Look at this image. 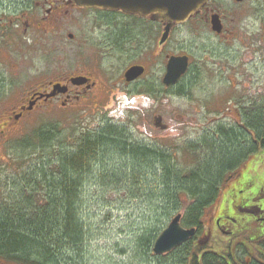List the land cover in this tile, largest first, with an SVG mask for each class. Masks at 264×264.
Instances as JSON below:
<instances>
[{
  "label": "rangeland",
  "instance_id": "obj_1",
  "mask_svg": "<svg viewBox=\"0 0 264 264\" xmlns=\"http://www.w3.org/2000/svg\"><path fill=\"white\" fill-rule=\"evenodd\" d=\"M218 10L222 18L225 17L227 32L223 37H212L206 29H199L197 25L184 29L190 35L185 36L183 45L191 47L190 50L194 53H191L192 68L177 89L189 88L187 96L167 93L157 104L149 98L144 100L136 96V102L125 109L122 105L125 100L120 99L124 91L120 86H116L118 90L115 89V101L109 95L95 108L81 105L62 107L61 98L58 101L38 104L30 113H25L15 122L14 115L20 112L21 107H28L32 93L48 91L52 84L66 82L67 76L71 71L74 72V67H70L67 61L68 53H71L74 62L78 60L80 53H91L81 46L86 27L85 19H89L88 17H82L80 13L68 17L63 15L57 18L50 28L46 24L44 27L32 26V22L28 20L29 16L28 19L24 16V20L20 19L18 23L19 35L12 36L14 32L10 27L9 31L13 33L7 37L8 45L4 47L0 44V156L6 141L22 137L44 124L58 123L66 128L74 126L81 130H97L102 126V121L107 119L114 125H130L127 126V139L153 149L164 150H181L191 143L197 146L202 138L209 137L217 127L235 126L240 120L237 111L240 105L264 100V27L261 24V21L264 24V8L253 10L247 7H222ZM93 17L92 15L91 18ZM27 20L30 23L28 27L25 25ZM128 23V19L115 15V40L120 33L128 32L135 36L149 33L145 24L138 28ZM44 29H48L51 35L46 36ZM69 34L73 39H68ZM140 39L137 38L141 41ZM175 40L173 38V41ZM120 48V53L124 56L116 61L115 72L118 76L132 57H136L138 62L147 59V53H134L129 48L124 49L123 44ZM150 58L151 63L145 64L147 68L150 66L153 82L162 74V70L157 67L161 63V57L150 53ZM155 108L162 115L167 130L161 131L152 126L151 117L155 112L152 113V110ZM120 111L122 116L119 117ZM128 117L130 124L127 123ZM108 153L106 162H103L100 168L94 169V176L80 191L79 218L84 235L82 246L78 247L81 249L80 253L71 255L74 259L72 262L174 264L175 254L168 258L153 256L150 252L144 257L143 251L136 244L141 235L155 227L154 219H159L164 213L162 210L166 209V204L157 200L160 196L158 191L161 193L164 188H155L157 182L154 181L152 171L148 170V167L154 170L155 166L142 167L141 170L135 168L134 173L139 174L141 181L139 187L135 188L126 170L133 160L120 156L114 150H109ZM115 153L118 155L115 156ZM190 159L195 158H183V162L192 164L194 160ZM102 170L108 176L116 177V184L120 185L118 189L100 185L95 175ZM225 182L221 185L217 199L221 202H215L203 216L204 226H209L203 229L204 234L211 228V221L216 215L213 208H217L219 203L222 204L221 207L225 206L229 211L228 216L234 219L236 214H242L237 208L240 205L236 206L234 201L239 203L243 198H258L260 202H264V149L251 156L238 173L228 177ZM128 191H136L139 198L131 199V196L126 194ZM149 192H155L157 196L151 203ZM260 195L263 197H258ZM153 203L160 209L157 212L158 217H153ZM183 210L180 209L178 213ZM246 215L251 217V214ZM213 239L209 244L213 250L224 248V241L227 240L224 236L216 234ZM0 264H3L1 260Z\"/></svg>",
  "mask_w": 264,
  "mask_h": 264
},
{
  "label": "trees",
  "instance_id": "obj_2",
  "mask_svg": "<svg viewBox=\"0 0 264 264\" xmlns=\"http://www.w3.org/2000/svg\"><path fill=\"white\" fill-rule=\"evenodd\" d=\"M188 89L181 87L177 94L187 96ZM237 111L240 120L235 126H219L197 146L186 144L181 150L133 142L126 138L130 125H114L107 119L97 130L52 123L6 141L0 156V260L3 264H74L71 255L80 253L84 235L80 191L94 169L106 162L109 150L133 160L126 168L133 187L141 184L135 168L154 165V170H148L157 182L155 188H164L157 198L166 204L162 218H155V227L136 241L144 257L180 209H184L181 225L200 232L203 214L215 203L224 181L264 149V100L240 105ZM189 157L195 158L190 159L192 164L183 162ZM95 176L104 188L120 186L104 170ZM126 194L139 198L136 191ZM156 197L149 192L150 203ZM151 209L157 216L159 207L153 203ZM194 242L189 240L165 257L175 254L174 264H197L198 256L191 252ZM221 256L205 253L202 264H224Z\"/></svg>",
  "mask_w": 264,
  "mask_h": 264
},
{
  "label": "flooded vegetation",
  "instance_id": "obj_3",
  "mask_svg": "<svg viewBox=\"0 0 264 264\" xmlns=\"http://www.w3.org/2000/svg\"><path fill=\"white\" fill-rule=\"evenodd\" d=\"M222 7H229V9L247 7V9L259 10L264 8V0H208L185 23L171 27L165 38L163 37L166 25L162 23L154 22L150 18H140L122 12H115V10L82 7L77 5L74 0H0V44L6 47L8 45L6 40L9 34L14 32L11 34L12 36L19 35L17 33L18 23L20 19L24 20V16H26V19L29 16L28 20L32 22V26L42 25L44 27L46 24L51 28L56 23L57 18L63 15L68 17L75 13H80L82 17L89 18L85 19L86 27L82 35L83 41L81 46L91 53H80L78 60L75 62L73 61V57H71V53H68L67 61L70 67H74V72L71 71L67 76L66 82L54 83L65 86L67 92L63 95L58 94L49 100L38 99L36 95L50 93L54 84L50 86L48 91L34 92L30 96V100L36 101L33 109L40 103L58 101L61 98L62 107H77L81 105L86 108H95L102 102L103 98H108L109 95L115 101V97L117 96H115V89L116 91L118 90L115 88L116 86H120L124 91V98L120 99L137 96L139 99L144 100L149 98L157 104L167 93L178 95L177 88L180 87L183 78L192 68L193 55L191 53L194 52L190 50L191 47H184L183 45L185 36L190 35L184 29L197 25L199 29H206L212 37H223L227 29L225 28V17L222 18L218 10V8ZM92 15L94 16L93 18H91ZM115 15L128 19V24L133 27L139 28L141 24L147 25L149 33L137 36L128 34V32L120 33L115 40ZM213 18H216L215 20L218 18L219 20L221 26L219 34L213 31ZM28 20L25 24L26 27L30 25ZM261 24L264 27L262 21ZM10 27L13 32L9 31ZM153 30L155 33H152ZM44 31L46 36L51 35L48 29H44ZM126 31H128V26ZM137 38H141V41L137 40ZM173 38L176 40L173 41ZM68 39H73V36L69 34ZM122 44L124 45V49L129 48L134 53H147L145 56L147 59L143 60V62H138L136 57H132L125 69L120 70L122 73L118 76L115 72L116 61L117 59H122L124 56L122 55L123 53H120V46ZM150 53H155L156 56L161 57V61H159L161 63L157 67L162 70V74L159 79L153 82L152 76H150V66L147 68L148 66L145 64L146 62L151 63ZM203 53H205V50ZM184 56L188 59L187 72L174 86H165L163 78L166 74L168 60L171 57ZM72 62H74L73 65ZM132 67H141L144 72L138 78L128 82L125 78V73ZM76 78L86 80V82L79 86L71 84L70 81ZM23 108L25 109V107H21L18 113L21 114V118L25 113H28ZM153 111L155 112L153 113ZM152 113L151 123L153 127L156 118L161 119L160 123L158 122L159 126L167 127L162 115L159 114L156 108L152 110ZM258 197L263 196L260 195ZM217 199L215 202L218 201ZM218 202L221 201L219 200ZM233 204L236 206L240 205L237 208L241 211V215L236 214L234 219L230 218L228 216L229 211L225 209V206L221 207L222 204L219 203L217 208H213L216 211V215L211 221L210 230H206L204 234L202 232L203 229L209 226L205 225L200 232L193 228L196 230V233L192 238L195 240L192 254L198 256L197 264H202V256L204 259L205 253L208 252L214 253L218 257L222 255L224 264H264V202H260L258 198L247 200L243 198L239 203L234 201ZM246 214H251V217H248ZM216 234L224 236L227 239L224 241V248L222 247L219 251L213 250L209 245L214 240L213 238ZM233 235L234 238L231 239ZM204 248L207 250H204Z\"/></svg>",
  "mask_w": 264,
  "mask_h": 264
},
{
  "label": "water",
  "instance_id": "obj_4",
  "mask_svg": "<svg viewBox=\"0 0 264 264\" xmlns=\"http://www.w3.org/2000/svg\"><path fill=\"white\" fill-rule=\"evenodd\" d=\"M74 2L82 7H94L103 10H115L127 15L138 16L140 18H150L154 22L166 25L165 38L171 27L185 23L193 16L208 0H74ZM212 19L213 31L217 34L221 31L219 20ZM188 68L187 57H171L167 63L166 74L163 78V84L172 87L185 75ZM141 67H132L125 73L126 80L132 81L143 74ZM71 84L83 85L86 80L76 78L72 79ZM67 88L60 84L52 86V90L48 94H37L38 99H50L58 94H65ZM35 100L28 102V107L23 110L30 112L35 105ZM21 114L15 115L14 120L18 121ZM161 119L156 118L154 127L161 131L167 127L158 125ZM182 214L178 213L170 220L165 229L158 235L152 246V253L155 256H165L175 249L181 247L196 233L195 229L184 228L181 225Z\"/></svg>",
  "mask_w": 264,
  "mask_h": 264
},
{
  "label": "built area",
  "instance_id": "obj_5",
  "mask_svg": "<svg viewBox=\"0 0 264 264\" xmlns=\"http://www.w3.org/2000/svg\"><path fill=\"white\" fill-rule=\"evenodd\" d=\"M130 102L132 103V102H133V99H131ZM115 113H116V111H115ZM121 114H122V113H121V111H120V112H119V116H120Z\"/></svg>",
  "mask_w": 264,
  "mask_h": 264
},
{
  "label": "bare ground",
  "instance_id": "obj_6",
  "mask_svg": "<svg viewBox=\"0 0 264 264\" xmlns=\"http://www.w3.org/2000/svg\"><path fill=\"white\" fill-rule=\"evenodd\" d=\"M185 228V227H184ZM151 254L153 255V253H152V248H151ZM153 256H155V255H153Z\"/></svg>",
  "mask_w": 264,
  "mask_h": 264
}]
</instances>
